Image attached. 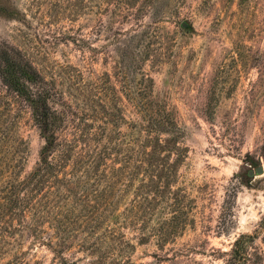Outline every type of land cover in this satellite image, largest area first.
Returning a JSON list of instances; mask_svg holds the SVG:
<instances>
[{
    "label": "rangeland",
    "instance_id": "rangeland-1",
    "mask_svg": "<svg viewBox=\"0 0 264 264\" xmlns=\"http://www.w3.org/2000/svg\"><path fill=\"white\" fill-rule=\"evenodd\" d=\"M144 2L0 0L13 14L0 16V44L17 50L52 90L53 107L62 114L60 150L70 149L68 170L74 162L86 165L89 156L111 150L100 188H113L112 212L120 214L133 200L141 201L133 187H126L134 139V80L139 78L133 52L144 58L152 50L154 56L143 59L141 70L153 78L155 96L165 102L182 132L185 156L162 205L167 219L175 200L178 210L185 211V226L173 233L174 243L160 249L155 237L145 235L148 218L140 208L131 221L107 218L104 223L112 235L121 232L133 245L124 248L122 258L119 249L106 258L84 250L80 230L69 238L54 235V241L66 240L68 264L127 258L133 264H224L222 254L239 235L260 230L264 217V0H170L171 11L158 8L161 21L154 30H149L151 9ZM136 36L139 45L132 41ZM42 144L29 109L0 83V190L32 170ZM259 164L263 174L249 177L247 172ZM49 200L50 211L56 212V199ZM26 221L34 223L29 215ZM38 226L54 232L47 223ZM141 236L149 238L142 244ZM261 236L262 231L255 245L264 264ZM8 239L12 245L0 264L13 257L19 264H60L27 232Z\"/></svg>",
    "mask_w": 264,
    "mask_h": 264
},
{
    "label": "trees",
    "instance_id": "trees-1",
    "mask_svg": "<svg viewBox=\"0 0 264 264\" xmlns=\"http://www.w3.org/2000/svg\"><path fill=\"white\" fill-rule=\"evenodd\" d=\"M118 1L125 5L139 2ZM169 2L170 0H145L144 4L151 9L149 30H154L161 21L158 20L161 17L158 8L164 7V10L171 11ZM0 16L12 17L13 14L0 5ZM117 16L124 17L122 14ZM132 41L139 45L141 39L136 36ZM138 45L134 48L137 49ZM120 51L123 53V50ZM149 55L154 56L150 47L144 58L139 51L131 54L135 65L133 68L139 78L135 77L134 80V139L130 156L132 165L126 187H133V193L141 201L133 200L122 213L116 214L111 211L113 188H100L101 182L107 179L106 159L110 156L107 150H111L105 148L102 152L94 153L89 156L90 162L86 165L83 161L74 162L68 170L70 149L60 150L62 144L57 131L62 122V114L53 107L55 100L52 90L43 75L17 50L0 44V83L29 109L31 120L43 141L32 170L21 180L7 181L0 190V257L12 245L8 236L15 237L18 233L22 235L24 231L38 240V244L48 247L60 264H68L67 257L63 256L68 247L66 240L63 236L62 241L54 239L59 234L69 238L70 233L80 230L84 236L81 248L84 247V250L91 253H102L104 258L113 248L119 249L118 256L122 258L124 248H131L133 245L124 241L121 232L112 235V231L104 223L107 218L117 223L120 218L131 221L136 208L142 209L145 219L148 218L143 222V230L148 231L145 235L155 237L160 249H164L166 244L174 243L173 233H178L185 226V211L178 210L180 208L175 200L171 216L167 219L163 216L162 205L172 183L176 181L177 169L183 162L185 148L180 147L182 132L173 113L167 110L164 101L155 96L153 78L141 70L140 63L143 59H148ZM57 152L61 156L54 158ZM51 196L56 199L53 206L56 207V212L50 211ZM41 210H44L43 216H40ZM28 215L33 218L32 225L26 221ZM4 219L7 220L1 223ZM45 223L53 228L52 234L39 228V224L42 227ZM258 227L260 230L252 234H241L234 240L231 249L222 254L224 264H263L255 239L262 231L261 243L264 245V217ZM99 231L103 233L100 234ZM42 233L46 235L43 236ZM147 238L149 237L141 236L139 242L143 244ZM119 261L112 260L111 264H133L129 258L121 263ZM5 264L19 262L17 257H13Z\"/></svg>",
    "mask_w": 264,
    "mask_h": 264
},
{
    "label": "water",
    "instance_id": "water-1",
    "mask_svg": "<svg viewBox=\"0 0 264 264\" xmlns=\"http://www.w3.org/2000/svg\"><path fill=\"white\" fill-rule=\"evenodd\" d=\"M254 174H255V175H262V174H263V167H262L260 164L255 168L254 171H251V170H250V171L247 172V175H248L249 177H253Z\"/></svg>",
    "mask_w": 264,
    "mask_h": 264
}]
</instances>
